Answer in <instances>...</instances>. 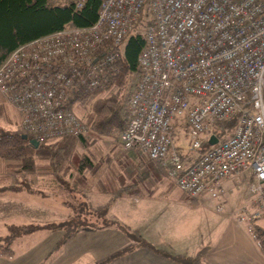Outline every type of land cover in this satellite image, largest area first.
Returning a JSON list of instances; mask_svg holds the SVG:
<instances>
[{
	"label": "built area",
	"instance_id": "obj_1",
	"mask_svg": "<svg viewBox=\"0 0 264 264\" xmlns=\"http://www.w3.org/2000/svg\"><path fill=\"white\" fill-rule=\"evenodd\" d=\"M72 1L76 9L84 2ZM143 5L151 23L121 148L145 153L190 198H217L223 181L250 172L253 197L231 214L247 226L264 219V0H100L89 29L13 49L0 63V95L37 142L82 134L68 90L76 82L97 84L114 54L96 58L93 52L106 42L119 44ZM235 115L232 133L219 138L215 125ZM173 123L185 127L189 152L205 146L188 167L175 148Z\"/></svg>",
	"mask_w": 264,
	"mask_h": 264
},
{
	"label": "trees",
	"instance_id": "obj_2",
	"mask_svg": "<svg viewBox=\"0 0 264 264\" xmlns=\"http://www.w3.org/2000/svg\"><path fill=\"white\" fill-rule=\"evenodd\" d=\"M99 3L100 0H84L82 6L76 9L72 0H0V63L18 46L59 32L89 29L96 21ZM150 23L151 19L143 5L138 17L119 44L112 45L106 42L93 52L96 58L114 54L112 61L97 74V84L88 87L76 82L68 90V107L85 127L82 134L38 142L34 147L29 143L32 136L23 132L18 125L14 130L0 129V167L6 171L0 174V180L6 182L0 181L1 191L18 192L31 189L34 185L42 187L34 190L35 193L41 194L45 193V190L48 192L51 190L59 197L61 204L71 209V220H75L79 208L86 205L82 200L78 183L75 182V173L78 171L83 177L82 171L91 164L89 157L76 154V146H86L90 137H111L118 147H121L119 133L128 120L127 104L139 80L138 56L144 47V32ZM235 123L236 115L229 120L218 122L214 131L219 138H225L232 133ZM181 126L173 123L171 133L181 163L188 167L195 163L205 146L202 144L195 152L183 151L178 142L179 136L176 135L180 130H184L185 127ZM22 134L26 135V139L21 137ZM150 161L155 165L159 175L166 179L168 184L174 185L164 168ZM134 186L121 185L115 196L133 192ZM94 213L96 219L88 221L90 224L88 228L100 229L114 225L120 231L139 238L140 245H145L136 231L112 218L106 209L96 210ZM96 221H99V224ZM67 222L68 219L57 224L63 225ZM46 225H23L19 229H23L21 232L33 233ZM82 226L79 228H84ZM19 229L14 227L12 231L17 233ZM248 232L264 258V228L254 223L248 227ZM128 248L130 246L125 250ZM202 252L200 250L194 258L176 255L172 257H178L176 259L181 264H206L201 260ZM12 254L8 243L0 244V256L10 257Z\"/></svg>",
	"mask_w": 264,
	"mask_h": 264
},
{
	"label": "crops",
	"instance_id": "obj_3",
	"mask_svg": "<svg viewBox=\"0 0 264 264\" xmlns=\"http://www.w3.org/2000/svg\"><path fill=\"white\" fill-rule=\"evenodd\" d=\"M120 151V147L118 152L117 148L114 150L113 157L107 158V172L99 175L106 185L105 189L91 186L86 195L95 192L94 195L99 194V198L101 195L116 197L119 195L115 196V192L121 185L134 184L133 192L124 194L129 199L125 204L131 209L130 217L118 215L120 205L112 208V214L106 212L136 231L145 245H140L139 238L120 231L114 225L89 228L66 236L52 229L57 234H49L42 242L33 241L24 245L21 242L10 257L0 256V264H181L176 259L178 257L173 258L172 255L194 258L200 250L203 251L201 260L206 264H264V258L248 232L249 226L238 223L232 214L189 216L185 208L187 204L182 199L170 200L166 195L173 188L180 194H186L176 186L166 185V179L159 175L146 154L139 150H128L123 154ZM113 161L115 164L109 165ZM252 180V174L247 172L221 183L222 194L228 195V199H239L235 209L252 199L253 194L249 190ZM158 188L161 190L156 192ZM6 193L0 190V204H5L3 198ZM49 197L53 201L58 199L51 194ZM155 199L160 201L157 219L148 221L146 215L151 202L143 201ZM138 204L140 206L136 207ZM88 205L93 210L106 209L108 201L101 203L97 200ZM187 210L192 214L188 207ZM4 213L0 210V216ZM65 218L66 215L62 220Z\"/></svg>",
	"mask_w": 264,
	"mask_h": 264
},
{
	"label": "rangeland",
	"instance_id": "obj_4",
	"mask_svg": "<svg viewBox=\"0 0 264 264\" xmlns=\"http://www.w3.org/2000/svg\"><path fill=\"white\" fill-rule=\"evenodd\" d=\"M18 120V113L0 95V129L14 130L17 128ZM178 142L181 144L183 151H188V139L186 137V130H180ZM116 148L118 152V145L116 141L111 137H90L88 138L86 146H76V154H84L92 160L93 164H89V166H86L84 168V170L82 171L83 177H81L80 172L76 171L75 173V182L78 183L79 189L81 190L82 200L86 202V205H82L81 208H79L78 215L75 216V220H71V209L59 203V197L56 194L52 193L51 190H49V192L48 190H45V193L41 194L38 192L36 194L28 193H35L37 189L42 188L34 185L31 189L23 190L27 192H7V195H5V197L3 198L5 204H0L1 212L4 213L5 211L4 215L0 216V244L8 243L9 247L14 252V250H18L21 242L22 245L26 244L27 242L33 241L42 242L49 234H57L55 233V231H51L52 229L59 231L63 236H66L65 234L71 235L75 232L89 229L88 227L90 226V224L88 221L96 219L94 213L96 212V210L89 208L88 203H94V201L96 202L97 200L101 201V203H103V201L105 200L108 201L106 210L109 214H112L111 212H113L112 208H114V206L120 205L119 209L117 210L118 215L122 217H124V215L125 217H130L131 209L127 204H125V202L129 201L126 196L119 195L109 198V196L107 195H101L102 197L99 198L98 196L100 195H94L95 192H91V194L86 195L88 191H90L91 186L92 188H98V190L105 189L106 185L101 181L102 178H99V175H105V173L107 172V169H105L107 158H110V156L113 157V152ZM121 150L123 152L120 151V154H123L125 151L122 148ZM74 159L77 160V158ZM75 164H77V162ZM114 164V161L109 163V165ZM76 169L77 168H75V170ZM2 172L6 173L4 168L0 167V174H2ZM0 181L5 182L3 179H1ZM168 183L169 182L166 180V185H171ZM160 190L161 189L158 188L156 189V192H159ZM49 194H51L53 198L54 196H56L58 198L57 201H53L52 199H50ZM166 195L170 200L182 199V201L187 204L189 211L193 214L192 215L191 213H189L187 207H185L188 215L196 217H209L213 215L231 216V213L234 211L239 201V199L233 197H229V199H231L229 200L227 198L228 195L226 194H220L217 198H212L208 193L191 199L186 195L180 194V192L176 188L170 190ZM39 196H43L44 199H41ZM145 202H151L150 207L147 211L146 219L148 221L156 220L158 208L160 206L159 199H155L153 201L144 200L143 203ZM138 206L140 205H136V207ZM218 206L221 207L220 212L217 210ZM99 210H103V208ZM64 215H66V218L62 220ZM67 219L69 220V222L63 223V225L57 224L59 220V222L61 223L65 222ZM51 221H55L56 223L54 222V224ZM96 222L97 224H99V221ZM256 223L264 228V219H260ZM45 224H47L45 227L38 229L31 236H28L31 233L21 232L23 231V229H19L23 225L43 226ZM81 225H83L82 227L84 228H79ZM14 227L18 228L20 231H18L17 233L13 232L12 228Z\"/></svg>",
	"mask_w": 264,
	"mask_h": 264
},
{
	"label": "water",
	"instance_id": "obj_5",
	"mask_svg": "<svg viewBox=\"0 0 264 264\" xmlns=\"http://www.w3.org/2000/svg\"><path fill=\"white\" fill-rule=\"evenodd\" d=\"M21 137L23 139H26V135L22 134ZM216 138L214 136H211L210 139H209V144L212 145V144H215L216 143ZM29 143L32 144L34 147H36L38 145V142L34 139H29Z\"/></svg>",
	"mask_w": 264,
	"mask_h": 264
}]
</instances>
